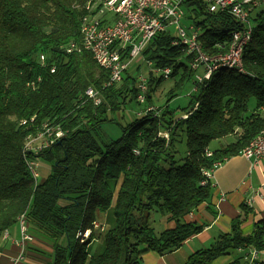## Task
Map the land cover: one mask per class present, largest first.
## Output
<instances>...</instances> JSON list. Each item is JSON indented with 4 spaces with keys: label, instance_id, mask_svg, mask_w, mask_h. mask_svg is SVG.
<instances>
[{
    "label": "trees",
    "instance_id": "obj_1",
    "mask_svg": "<svg viewBox=\"0 0 264 264\" xmlns=\"http://www.w3.org/2000/svg\"><path fill=\"white\" fill-rule=\"evenodd\" d=\"M85 1L0 0V239L24 215L31 245L52 249L49 258L35 253L34 246L35 264H141L145 253L170 254L204 231V225L186 221L212 198V182L201 185L203 170L241 155L264 130V5L253 17L245 73L221 68L198 82L184 47L173 46L170 35H157L143 55L155 68L172 69L170 79H178L171 94L193 81L197 90L189 111L175 119L168 106L150 110L124 127L119 140L105 144L99 131L109 116L142 104L138 81L129 73L120 86L104 88L109 72L90 53H62L61 47L79 35ZM186 10L210 55L228 52L232 33L243 28L229 14H210L200 0H189ZM163 81L150 72L146 110ZM88 88L102 93V105L85 100ZM252 100L256 107L249 113ZM47 120L66 136L36 157L51 171L35 183L24 147ZM232 135L235 143L210 150L213 141ZM183 137L187 154L178 158L176 142ZM163 218L175 227L158 233ZM94 222L105 224L104 230L95 229ZM241 225L234 220L230 233L192 253L185 264H213L249 248L264 251V220L252 234H244ZM87 230L90 236L81 242L77 234ZM98 238L105 250L91 256L90 244Z\"/></svg>",
    "mask_w": 264,
    "mask_h": 264
},
{
    "label": "built area",
    "instance_id": "obj_2",
    "mask_svg": "<svg viewBox=\"0 0 264 264\" xmlns=\"http://www.w3.org/2000/svg\"><path fill=\"white\" fill-rule=\"evenodd\" d=\"M200 1L210 14H229L243 26L242 29L235 31V35H238V47L244 44L249 32L253 30V17L264 4V0ZM188 2L189 0H86L81 6L85 13L81 18L79 35L61 47V51L67 56L90 53L97 65L109 72L110 79L104 88L120 86L134 61L160 34L173 37L172 45L175 47L179 44H186L185 53L191 57L189 66L196 72L195 79L198 82L212 75L213 69L220 63L231 62L239 65L238 47L235 56L231 58L208 59L203 57L200 51L201 29L193 23L186 22ZM106 13L111 15L109 21H104L103 15ZM40 61L42 63L46 61L45 55H41ZM148 64L152 67L151 73L160 74V78L164 80L171 78V68H155L151 61H148ZM51 72H55V67ZM137 81V101L145 104L149 93V79L141 75ZM196 90L195 87L193 92ZM84 98L92 102L95 107L104 103L102 93L94 88H88ZM150 110L154 109L150 108L147 112ZM26 123L27 121H24V125ZM64 136L66 132L62 127L52 124L49 120L42 123L40 130L34 135V142L28 151L26 164L37 183L41 178V171L36 157L53 148ZM211 155L212 151H208L207 156ZM241 155L252 161L253 165L258 164L264 158V137L256 140L254 145ZM220 165L221 163H217L212 169L203 170L205 179L201 183L202 186L212 181L214 171ZM255 195L262 196L261 192H256ZM253 205L252 197L246 200V207L252 208ZM93 225L97 230H104L98 222H94ZM18 226L21 240L15 243L19 246L20 252L14 264L24 262L27 246L34 242L26 218L22 219ZM241 251L243 252L242 264H264V251L251 248Z\"/></svg>",
    "mask_w": 264,
    "mask_h": 264
},
{
    "label": "crops",
    "instance_id": "obj_3",
    "mask_svg": "<svg viewBox=\"0 0 264 264\" xmlns=\"http://www.w3.org/2000/svg\"><path fill=\"white\" fill-rule=\"evenodd\" d=\"M211 182L212 198L186 217L187 222L204 225V231L170 254L161 256L153 251L145 253L142 257L143 264H185L192 253L210 247L221 235L230 233L234 220L239 219L242 222L244 234H252L254 225L264 220V158L256 165L242 155L228 159L214 171ZM256 192H261L262 196H256ZM251 197L254 199V205L245 209V202ZM160 222L164 223V230L175 227V223L168 222L167 218L161 219ZM100 225L105 228V224ZM8 235L7 239L4 237L0 239V264H14L20 252L19 246L15 243L21 240L19 226L8 231ZM94 243L90 244V249ZM36 247L35 253L38 255L52 257L51 248L42 243ZM32 248L31 244L27 246L25 260L21 264H35L36 256L30 253ZM235 255H238L236 258L241 257L243 252L239 251ZM222 261L224 257L213 264L233 262Z\"/></svg>",
    "mask_w": 264,
    "mask_h": 264
},
{
    "label": "rangeland",
    "instance_id": "obj_4",
    "mask_svg": "<svg viewBox=\"0 0 264 264\" xmlns=\"http://www.w3.org/2000/svg\"><path fill=\"white\" fill-rule=\"evenodd\" d=\"M103 16H104V21L106 20L109 21L111 18V15L108 13L104 14ZM186 22L189 21L187 20ZM148 61L149 60H146V57L143 54L140 55L132 64L128 72L129 75L135 77L136 79L141 75L149 79V75L152 70V67L149 66ZM152 74L156 79L160 78V74H156L154 72H152ZM177 79L178 78L165 80L160 84V86L156 89L155 93L153 94L152 97L153 105L151 109L159 110L160 108H164L168 106L170 110L174 112V118L180 119L186 112L189 111L187 108L190 104L192 96L195 95V92H193L195 85L192 81L190 83H187L182 90L177 91L175 94H171L172 89H175V81ZM172 96L174 97L171 98ZM255 107H256V102L255 100H252L249 105V113L253 112L255 110ZM148 109L149 108H147V110ZM147 110H146V105L144 104L139 106L136 105L135 103H131L123 107L121 111L111 114L109 116L110 121L104 123L100 128L99 141L100 142L102 141L103 143L106 144L111 141L119 140L123 136V128L127 127L135 119L140 117L139 114H142L141 116L146 115L145 113H147ZM236 140H237V135H232L220 140L213 141L210 144V150H218V149L226 148L229 145L235 143ZM176 149L178 150V154H177L178 158H183L186 156L187 149H186V142L184 137L182 141L180 139L177 140ZM39 162L41 165V178L39 182H42V180L45 179L46 174L48 175L50 173L51 166L45 161L40 160ZM156 228L158 233L162 232L164 230V223L162 222L157 223ZM34 246L36 247L38 245H34V244L31 245V247ZM104 250H105L104 241L102 239H98L94 243L93 248L92 249L89 248V253L91 256L96 257L102 254ZM237 256L236 255L225 256L224 261L226 260L229 263L231 261H234Z\"/></svg>",
    "mask_w": 264,
    "mask_h": 264
},
{
    "label": "bare ground",
    "instance_id": "obj_5",
    "mask_svg": "<svg viewBox=\"0 0 264 264\" xmlns=\"http://www.w3.org/2000/svg\"><path fill=\"white\" fill-rule=\"evenodd\" d=\"M252 33L253 30H251L247 36V39L244 41V44L242 46L238 47V35H235V31L232 33V41H231V45L229 48V51L223 54H216V55H210L208 54L205 50H204V46L202 44V42H200V51L203 54V57L208 58V59H224V58H231L232 56H235L236 52H237V47H238V63L239 65L233 64L231 62H223L220 63L218 65L215 66V68L213 69V72L221 69V68H227V69H237L239 72L241 73H245L244 70V65H243V55H244V51L246 49V47L248 46V44L251 41V37H252ZM179 46H183L185 51H186V44H179ZM211 77V75H208L206 77V80H209ZM22 125H24V121H22ZM264 137V130L242 151L241 154L245 153V151L249 150L253 145L254 142L260 138ZM34 142V135H30L28 136L27 140H26V144L24 147V155H25V159L27 160L28 157V151L30 149V147L32 146ZM137 153V152H136ZM35 183H37L36 178L33 177ZM22 219H25V216H21L19 218V222H21ZM91 231L87 230V231H80L77 234V238L81 239V242H84L87 240V238H89ZM8 238V234L7 232H5L2 235V238Z\"/></svg>",
    "mask_w": 264,
    "mask_h": 264
}]
</instances>
